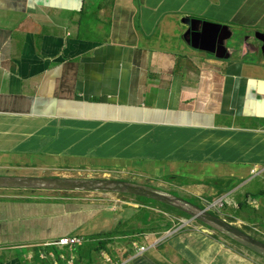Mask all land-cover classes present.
I'll list each match as a JSON object with an SVG mask.
<instances>
[{"label":"crops","instance_id":"crops-1","mask_svg":"<svg viewBox=\"0 0 264 264\" xmlns=\"http://www.w3.org/2000/svg\"><path fill=\"white\" fill-rule=\"evenodd\" d=\"M95 2L85 8L86 1L77 6L75 0H56L59 8L36 11L24 1L0 0V167L33 170L27 163L42 158L138 166L144 150L153 156L144 178L151 181L158 164L171 176L179 165L216 171L215 160L244 176L264 166V57L256 56L260 45L245 42L264 34V0H111L99 9ZM187 17L230 28L228 61L188 44ZM189 100L194 104L179 114L165 102ZM95 107L99 119L89 116ZM229 116L240 133L221 150L216 130ZM118 131L123 142L112 145ZM160 134L168 146L176 140L185 146L178 153L169 147L161 156ZM54 143L59 147L53 149ZM135 145L126 158L123 149ZM77 146L78 153H70ZM88 170L94 172L75 171ZM11 191L0 192V249L13 258L17 250L64 236L94 238L127 216L107 195ZM175 241L149 259L253 264L214 242Z\"/></svg>","mask_w":264,"mask_h":264},{"label":"rangeland","instance_id":"rangeland-1","mask_svg":"<svg viewBox=\"0 0 264 264\" xmlns=\"http://www.w3.org/2000/svg\"><path fill=\"white\" fill-rule=\"evenodd\" d=\"M79 6V3L83 4L85 3V8H88V1L89 0H75ZM97 2L94 3L93 8L97 5V8L99 9L100 6L105 5L106 3L111 2V0H97ZM72 14L75 15H81L79 12H74ZM168 26H164L163 31L167 29ZM161 31V33H164ZM262 57V54L259 53L257 55V58L260 59ZM167 106H168V101H165ZM169 107V106H168ZM115 129H119V126H116ZM50 136L52 134H49ZM133 135H130L129 138H131ZM124 137H122L121 133L118 131V133L115 136V139L112 143V145L115 144H121L123 142ZM154 141V139H153ZM158 145V152L161 154V156L167 157L165 155H168L167 153L168 148H171L172 153H178L181 151V149L185 146L184 141L176 140L174 142L165 144L163 138H159L158 141L156 142ZM31 145H35V142L31 143ZM128 145V143L125 144V146ZM221 146V145H220ZM59 147L57 144H53L52 148L56 149ZM81 146H77L76 148H73L70 153H78L80 150ZM131 151H137V145H135L132 149L129 147H125L123 149V154L127 156L131 153ZM44 153V150H40L39 153ZM162 157V158H164ZM160 158L159 160L161 161ZM153 160L152 154H150L148 151L144 150L142 153V156L137 158V165H130V164H125L123 166H115L118 164L114 165H101V166H95L92 163H87V162H81L80 160H77L73 163H68L64 159L60 160H54V159H41V162H28L27 165L28 167H37L33 170L29 168H9L10 170L7 172L8 168L5 167H0V176L8 175L12 177H23V178H28V177H42V176H47V177H55L56 173L61 174L62 178H85V177H94V178H101V174L99 171H110L111 174L104 176L106 179H113V177L116 178H122L124 180H130V179H136L135 181L139 185H148L149 188H151L153 191H159L162 192L166 195H171L173 197L179 198L187 201L190 199H196L202 203V205L205 206L206 209L209 210V212L214 213L218 215L220 218L223 220H227L228 222H231L230 219H233L235 217L239 218V211L236 210L234 207V204L230 202V205L227 207L221 208L222 206L220 203L219 196L216 194L217 189L213 187L211 184L214 181L217 180H225L229 179L228 176L231 174V170L228 168L231 166L230 164L227 163H222L218 162L215 160L214 162V167L218 170H213L211 166L208 168V170L204 171V167H198L202 165H179L176 168V171L178 173L175 174V176L172 174V176L169 174V168L162 166V165H157L156 167L158 170H153L152 174L149 176L151 177V180H146L144 178L147 177L146 169L145 166L152 165L149 163V161ZM82 163V164H81ZM204 166V165H203ZM90 167L91 169H94V172L88 171V172H81V173H76V169H87ZM224 170V172H220ZM171 172H174V169H170ZM204 171V172H203ZM182 172V173H181ZM203 172V173H202ZM9 173V174H8ZM181 173V174H179ZM64 174V175H63ZM74 174V175H73ZM54 175V176H52ZM109 176V177H108ZM214 177V178H213ZM249 178V179H248ZM202 180L201 183L203 185L196 186L193 185L192 182L195 180ZM234 179V184L236 185L237 188H240L239 190H242L243 192H248L250 193V196L256 201V203L264 208V195H260V192H264V172L262 175L259 176H248L245 178L247 181L244 183H241L239 180L238 175H236ZM181 185H186V186H181ZM247 185V186H246ZM246 186V188H245ZM0 192L4 193H10L12 192L11 190H0ZM83 193H94L98 195H107L111 198H113V204L118 205L119 208H122L124 212L127 213V216L123 217L122 219L129 218L134 216V209L139 207L138 202H136L135 198L128 196V195H119L114 192H83ZM54 194V193H51ZM235 201L238 199L234 198ZM142 203L150 208H153L152 213L154 216H157L160 211L158 210L154 201H148V200H143V198H139ZM234 201V202H235ZM191 203V202H190ZM237 204V202H235ZM165 218L171 222V223H178L174 225V229L170 232L172 238L171 239H202L203 242H214L207 237H205L203 234H201V230L205 229L201 227L197 222L192 221L190 222V219H185L181 218L179 216H176L174 212H168L165 213ZM120 219V220H122ZM237 225V223H236ZM183 226L181 229L177 230L179 227ZM127 229V228H125ZM177 230V231H176ZM181 231V233H179ZM217 232H211L208 233L209 236H214L217 235ZM251 235H255V232L252 231L249 233ZM157 237L153 236L152 234H141L137 235L135 237L130 238V241H137L141 243L142 245H145L149 250L154 247L157 242H159L160 238L163 237H169L164 234L161 235H156ZM84 237V236H83ZM204 239H207V241ZM223 239V238H221ZM225 240V239H224ZM176 241L171 240L170 242H162L158 245V249L162 247L164 244H168L170 247L171 244H174ZM115 242H112L113 244ZM218 245H224L225 247H229L232 250L237 253H242V254H258L257 252H251L246 250L245 248L237 245L235 242H214ZM81 249H86L88 250L90 248V242H87L84 246L80 247ZM93 252L95 253L94 246L91 248ZM127 247L125 245H121L120 247H108L106 248L107 252L111 255L112 259L114 262H117L118 260H121V254L122 256H125V253L127 251ZM77 251H81L78 249ZM121 251V252H120ZM26 252L25 249H20L15 251L16 255L20 258L23 257V254ZM61 252L68 253L67 249H62V250H56V254L59 255ZM104 252L103 249L99 250L95 254H100ZM4 257V260L6 262H10L13 257V255H5L2 254ZM24 264H38L33 262V260L28 259L27 257L23 258ZM162 264H172L166 257H163L161 260ZM96 264H106L107 262L105 261V257L100 256L99 258L95 259ZM145 264H152L148 259L144 260Z\"/></svg>","mask_w":264,"mask_h":264},{"label":"clouds","instance_id":"clouds-1","mask_svg":"<svg viewBox=\"0 0 264 264\" xmlns=\"http://www.w3.org/2000/svg\"><path fill=\"white\" fill-rule=\"evenodd\" d=\"M20 1H24L27 4H29V10L39 11L37 9L41 8V7H53V8H59L60 7V6H57L56 0H42V1L46 2V4H48V5H40V4H38V1H36L35 7H33V5L30 3V0H20ZM42 13H44V12H42ZM191 18L187 17L185 19V22L190 23L192 25V29L190 30V32L186 36L188 44H190L194 49L200 50L201 52H204L207 54H210L219 60L228 61L230 59V56H229L230 50L226 48V44L228 41L230 42L233 39L232 38L233 33L230 31V28L228 26L214 25L212 23H207V22H203V21H200V20H197L194 18L191 19ZM201 23H206V24L202 25ZM245 42L247 43V46L249 48L251 46H254V45H260L261 46L260 53L262 54V57H264V34L263 33H259V32L255 33L254 37L248 36V38L245 39ZM242 51H243V58L247 57L248 53L246 51L245 46L242 48ZM110 101H112V99L107 100V102H110ZM194 102H195L194 100H189V101H184V102L179 101L176 103L171 102V103H168V106H169L170 111L172 113L179 114L184 109H186V108L190 107L192 104H194ZM119 108L120 107L117 106V109H119ZM92 114H93V108L91 109L89 116L99 119V117H94ZM233 117L234 116H229L216 130L220 136L219 142L221 145V150L228 148V147H231V145L233 143L231 138L240 133V132H238V129H235V128H238L239 125L233 123ZM245 127H247V126H245ZM154 132L155 131H153V133ZM159 137L163 138L164 136L160 134ZM230 165H232V164H230ZM88 171H91V170H88ZM220 172H224V170L220 171ZM232 172L233 171L231 170V174L228 176L229 179L217 180V181H214L211 185L213 187H215V186H220L222 183H224L225 185L230 186V190L228 192H226L225 194L219 195L218 190L216 192V194L219 196V199H221L220 203L222 206L220 207V209L230 205L229 201H231L234 204V207L236 208V210L239 211V218L235 217L233 219H230L231 222H228L227 220H223L222 218H220L218 215H216L214 213H213L214 215H212V213L209 212V210L206 209L204 205H203L204 209H200L196 206H194V207L200 209L201 211H206L205 212L206 214L222 221L226 225L233 227V228L237 229L238 231L242 232L243 234L247 235L248 237H250V238H252L258 242H262L264 244V230L261 229L259 223L257 221H254L252 223L248 222L247 220L242 219L240 216L241 206L244 205L249 212L255 211V212L259 213L260 220L262 222H264V208L260 207L256 203V201L250 196V193H248V192L242 193V190H239L240 188H237L236 185L234 184V179H233L236 177V175H238L241 183H244L245 181H247L245 178H247L248 176L256 177V176L262 175L264 172V166L262 165V167H260L257 171H252L251 175H248V176H244L242 174V172H239V171L235 172V173H232ZM76 173H81V172H76ZM6 176L10 177V178H23V177H12V176H8V175H6ZM52 176H54V175H52ZM58 176H61V174L56 173L55 177L42 176V177H28V178H48V179H64V180H94V181H123V182L131 183V184L139 185L135 181L136 179L124 180L122 178L120 179V178H116V177H113V179H106V177H102V176H101V178H94V177H89V176L85 177V178H62V177H58ZM240 177H244V178L240 179ZM139 186L148 187V185H139ZM181 186H186V185H181ZM197 186H200V185H197ZM246 186H245V188H246ZM4 188H5L4 190L15 189V190H27V191H48V192L54 193V195L55 194L73 195L75 193H83V192H114V193H117L116 191H111V190L56 191V190L32 189V188L31 189H18V188H7V187H4ZM148 189H151V188L148 187ZM157 192H159V191H157ZM160 193H162V192H160ZM83 194H85V193H83ZM87 194H90V193H87ZM117 194L128 195V196L133 197V195H131L129 193H117ZM260 195L263 196L264 192H260ZM169 196H171V195H169ZM135 197H137V196H134L133 198H135ZM234 198H237L238 201L237 200L235 201ZM179 199H180V197H179ZM135 200H136V202H139L138 199L135 198ZM146 200H148V199H146ZM149 201H153V200H149ZM234 201L237 202V204ZM185 202L190 203L189 200H187ZM159 204H161V203H159ZM161 205H163V204H161ZM164 206H166V205H164ZM139 207L141 208L143 206H141L139 204ZM151 209L153 210V208H151ZM168 212H170V211H168ZM184 214H186V213H184ZM186 215H188V214H186ZM244 217H247V216L244 215ZM129 218H125V219L120 220L118 222V224L116 225V227L113 228L110 232H106V233L101 232V233L97 234L98 236H100V238H96L97 240H99L101 242H107L106 245L108 247H115L116 248V247H120L121 245H125L128 248L126 253H125V256H122V254H121V260L114 262L111 255L107 252L106 249L103 250L104 252L101 253V256L105 257V261L107 262L106 264H145L144 260H146V259H148L152 264H156L151 259H149V255L151 253H154V252L155 253L160 252V249H158V245L160 243L170 242L171 240H176V239H171L172 236L170 233L174 229L175 224L173 225V229L168 231V232L146 233V234H152L155 237H157L156 235H161V234L169 236V237L160 238L159 242H157V244L149 250L145 245H142L141 243H139L137 241H130L129 237L122 239L123 236L121 234H123L122 232H126L125 228L128 227V224L131 220V219L129 220ZM252 219L255 220L256 218L252 217ZM192 221L197 222L201 227L205 228V229H202L200 233L203 234L208 239H210L214 242L220 241V240H222L223 242H228V241L235 242L237 245L245 248L248 251H251V252L255 251L258 253V254H242V253H237L234 251L235 255H237V256H239V257H241V258H243V259H245V260H247L253 264H264V251L263 250L255 247V246H252L246 242H242V241L235 239L231 235L227 234L226 231L221 230L218 226H214L213 224L212 225H205V224L197 221L196 219H194L190 216V222H192ZM236 223H237V225H236ZM182 227L183 226L179 227L177 230L181 229ZM115 231L118 233L115 236H112V233ZM212 231L217 232L218 234L214 235V236H209L208 233H211ZM252 231L255 232V235L249 234ZM179 233H181V231ZM66 237L78 238L81 240V242H77L74 244L61 242V240L63 238H66ZM221 238H223V239H221ZM52 242H55V244H50V242H48L43 247H33V248H31L32 250H30L28 252L26 250L27 253L25 252L23 254V257H27L28 259L33 260V262H35L36 260H39L42 262V264H82V262H83V257L81 255L82 251H77V250L79 249L78 246H80L82 244L84 246L88 242L87 240H85L83 238V236H64V237H61V238L54 240ZM112 242H115V243L111 244ZM55 246H59L62 249H67L68 253L66 254L64 252H61L59 255H57L56 250L54 249ZM80 247H82V246H80ZM226 248H229V247H226ZM45 249H49V252L44 253ZM229 249L232 250L231 248H229ZM66 255H70L71 259L67 258ZM249 255H251V257L247 258V256H249ZM23 257L20 258L16 255V257L13 258L10 262H6L4 260V257L2 256V250L0 249V259L5 264H13L16 261H20L22 264H24ZM74 261L76 263H74Z\"/></svg>","mask_w":264,"mask_h":264},{"label":"water","instance_id":"water-1","mask_svg":"<svg viewBox=\"0 0 264 264\" xmlns=\"http://www.w3.org/2000/svg\"><path fill=\"white\" fill-rule=\"evenodd\" d=\"M40 5H48L42 0H30V3L35 7V2ZM82 1V0H81ZM78 10V9H76ZM99 107V106H98ZM98 107L93 108V116L98 117ZM0 187L18 188V189H46L56 191H71V190H111L119 193H129L135 196L144 197V199L153 200L157 203L176 208L197 221L205 225L218 226L221 230L226 231L235 239L246 242L264 251V244L258 242L237 229L230 227L222 221L206 214V211L192 206L179 198L165 195L163 193L142 187L139 185L123 182V181H94V180H64V179H48V178H10L0 177Z\"/></svg>","mask_w":264,"mask_h":264},{"label":"trees","instance_id":"trees-1","mask_svg":"<svg viewBox=\"0 0 264 264\" xmlns=\"http://www.w3.org/2000/svg\"><path fill=\"white\" fill-rule=\"evenodd\" d=\"M192 184L196 186L203 185L200 181H193ZM215 187L218 190L219 195L225 194L226 192L230 190V186L225 185L224 183H222L220 186H215ZM135 198L139 200V198H143V197L137 196ZM143 200H146V199L143 198ZM190 202L193 206H196L200 209H204V206L198 200L190 199ZM138 203L143 207L134 209V216L131 218L128 224V227L126 229V232H122L123 234H121L123 236L122 239L128 238V237L132 238L137 235L146 234V233H164V232H168L172 230L173 225L178 224V223H175V222L171 223L165 218L164 215L168 211L174 212L176 216H179L181 218L190 219V216L184 214L183 212L173 207L164 206L159 203H155V204L159 206L158 210L161 212L157 216H154V214L152 213V209L150 207L145 206L140 200ZM212 215L214 214L212 213ZM244 215H246L247 217H244ZM240 216L242 219H245L251 223L254 221H257L261 229L264 230V222L260 220L259 213L255 211L249 212L247 208L244 205H242ZM252 217H255L256 219L253 220ZM117 233L118 232L116 231L113 232L112 236H115ZM94 238H100V236L96 235L94 236ZM106 244L107 242H97V241L90 242V248L87 250V252L86 250H83L81 252V255L83 257L82 264H96L95 259L99 258L101 256V253L100 254H95V253L101 249L103 250L106 249L108 247ZM80 246H83V244ZM92 246H94L95 253L91 249ZM0 264H5V263L0 259ZM13 264H22V263L20 261H16Z\"/></svg>","mask_w":264,"mask_h":264},{"label":"bare ground","instance_id":"bare-ground-1","mask_svg":"<svg viewBox=\"0 0 264 264\" xmlns=\"http://www.w3.org/2000/svg\"><path fill=\"white\" fill-rule=\"evenodd\" d=\"M165 62V61H164ZM165 64V63H164ZM0 177H7V176H0ZM5 188L4 187H0V190H4ZM117 193H119L118 191H116ZM131 195H133V194H131ZM133 196H135V195H133ZM119 207H117L116 209H118ZM85 240H87V241H89V242H93V241H97V242H101V241H99V240H97V239H94V238H91V237H83ZM50 244H55V242H50ZM55 250H62V248H60L59 246H55V248H54ZM79 249L81 250V251H83V250H86V249H81L80 247H79ZM10 253H14V251H9ZM49 252V249H45L44 250V253H48ZM86 252H87V250H86ZM3 254V253H2ZM66 257L67 258H70L71 259V256L70 255H66ZM24 258V257H23ZM35 263H38V264H42V262L41 261H39V260H36L35 261ZM74 263H76L75 261H74Z\"/></svg>","mask_w":264,"mask_h":264},{"label":"built area","instance_id":"built-area-1","mask_svg":"<svg viewBox=\"0 0 264 264\" xmlns=\"http://www.w3.org/2000/svg\"><path fill=\"white\" fill-rule=\"evenodd\" d=\"M61 242H66V243L74 244V243H77V242H81V240L78 239V238H68V237H66V238H63L61 240Z\"/></svg>","mask_w":264,"mask_h":264}]
</instances>
